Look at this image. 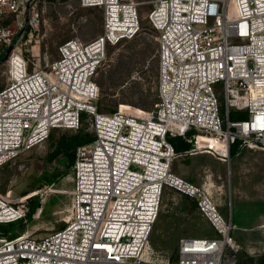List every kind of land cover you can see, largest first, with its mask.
Segmentation results:
<instances>
[{
	"label": "built area",
	"instance_id": "obj_1",
	"mask_svg": "<svg viewBox=\"0 0 264 264\" xmlns=\"http://www.w3.org/2000/svg\"><path fill=\"white\" fill-rule=\"evenodd\" d=\"M32 0H0V11L24 16L18 30L0 26L12 46L8 81L0 84V167L46 141L53 129H78L89 114L94 140L77 150L67 225L43 238L0 231V264H144L164 187L193 199L217 237H182L174 264H237L236 242L212 196L172 173L179 153L169 137L223 159L237 148L264 149V0H154L148 19L157 31L159 100L151 110L101 112L96 81L108 45L137 36L134 0H81L103 10V32L59 46L46 69H29L18 47L39 25ZM224 87L225 117L215 84ZM243 111L246 117L232 118ZM208 141L196 146V141ZM35 191L29 198L37 195ZM35 194V195H34ZM22 207L0 194V227L26 220Z\"/></svg>",
	"mask_w": 264,
	"mask_h": 264
},
{
	"label": "rangeland",
	"instance_id": "obj_2",
	"mask_svg": "<svg viewBox=\"0 0 264 264\" xmlns=\"http://www.w3.org/2000/svg\"><path fill=\"white\" fill-rule=\"evenodd\" d=\"M142 23L140 33L128 40L108 45L106 59L100 66L96 81L100 97L95 101L99 111L112 113L125 110L132 113L150 110L158 100L153 82L152 68H157V31L151 26L148 14L154 0H134ZM40 13L38 26L26 28L20 36L18 47L29 61V69H46L59 56V46L68 39L78 37L89 41L103 32V10L84 7L81 0H32ZM23 15L0 11V26L18 30ZM7 46L0 45V59ZM8 60L0 65V84L8 81ZM225 117L223 83L215 84ZM89 114L84 120L92 131ZM67 129H55L59 134ZM50 143L47 139L0 168V194L8 200L28 207L29 198L40 197L36 213L26 220L5 224L9 236L31 235L43 238L67 225L71 216L74 173L61 176L56 183L42 184L45 173L59 176L66 163L49 159ZM234 146L230 158L221 159L207 151L193 154L178 153L171 166L172 173L199 185L204 170L214 174L215 182L202 186L213 195L226 193L217 208L222 216L236 225L231 236L236 242L237 264H256L255 258L264 253V150ZM40 185V186H39ZM34 196V197H35ZM233 216L234 219H232ZM238 224V225H237ZM218 233L199 211L195 199L167 186L164 187L158 218L142 255L144 264H174L178 256V243L182 237L210 238Z\"/></svg>",
	"mask_w": 264,
	"mask_h": 264
},
{
	"label": "trees",
	"instance_id": "obj_3",
	"mask_svg": "<svg viewBox=\"0 0 264 264\" xmlns=\"http://www.w3.org/2000/svg\"><path fill=\"white\" fill-rule=\"evenodd\" d=\"M157 57H158L157 68H152L151 72L153 75V82H154L155 90L157 92V97L159 100V92H158V75H159L158 46H157ZM158 100L154 103V105L158 102ZM154 105H153V107H154ZM231 117L232 118H243V117H246V113L243 111H236L233 114H231ZM85 118H86V114L84 113L82 116V124L76 130L67 129L66 131L61 132L59 134L55 133V131H54L55 129H53L51 131L50 136L48 138L49 143H50V149L48 152L49 159L51 161L60 160L61 162L66 163L67 169L65 171H63L61 174H59V176H56L54 173H51V174L45 173L44 177H43V181L40 183V185H42V184L43 185L44 184L49 185V184L56 183L57 180L61 176H64V175L70 173V171H72V173H73L78 148L82 145L90 143L91 141L94 140V137H95L93 131H88V128L85 126V123H84ZM56 129H59V128H56ZM169 141L172 143L175 150L179 153L185 152L190 148V142L185 137H182V136L169 137ZM200 142L201 143H207L208 141H205V142L200 141ZM40 201L41 200H40L39 196L31 197L30 201L28 202V207H27L28 218H31L36 213V211L39 208ZM13 223H15V222H13ZM8 224H12V223H8ZM4 225H2L0 227V231L2 234H6V231L8 230ZM10 237L15 238L16 236L11 235ZM255 261H256V264H264V253H261L257 258H255ZM237 263H238V261H237Z\"/></svg>",
	"mask_w": 264,
	"mask_h": 264
},
{
	"label": "crops",
	"instance_id": "obj_4",
	"mask_svg": "<svg viewBox=\"0 0 264 264\" xmlns=\"http://www.w3.org/2000/svg\"><path fill=\"white\" fill-rule=\"evenodd\" d=\"M250 150H255V149H250ZM262 150H264V149H262ZM214 156H216V155H214ZM216 157L217 158H221V157H218V156H216ZM221 159H223V158H221ZM204 172H205V176L203 178H201V183L199 185H197L199 187H202V186L204 187V186L210 185V183L213 184L215 182V180L213 179V175L214 174H218V175L222 176V174H220L219 172H214L213 170L209 171L208 169H206V170H204ZM225 195H226V193L220 192V193L215 194V196L213 195V197H214V200L219 205H221L222 202L224 201ZM231 217H232V219H234L233 216H231V214H230V218Z\"/></svg>",
	"mask_w": 264,
	"mask_h": 264
},
{
	"label": "water",
	"instance_id": "obj_5",
	"mask_svg": "<svg viewBox=\"0 0 264 264\" xmlns=\"http://www.w3.org/2000/svg\"><path fill=\"white\" fill-rule=\"evenodd\" d=\"M12 48H13V47L10 46V47L7 49L5 56H4L2 59H0V65L3 64V63H5V62L8 60V57H9V54H10Z\"/></svg>",
	"mask_w": 264,
	"mask_h": 264
},
{
	"label": "bare ground",
	"instance_id": "obj_6",
	"mask_svg": "<svg viewBox=\"0 0 264 264\" xmlns=\"http://www.w3.org/2000/svg\"><path fill=\"white\" fill-rule=\"evenodd\" d=\"M201 144V142L198 140V141H196V146H198V145H200Z\"/></svg>",
	"mask_w": 264,
	"mask_h": 264
}]
</instances>
